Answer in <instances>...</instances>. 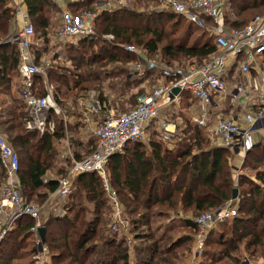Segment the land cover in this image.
Wrapping results in <instances>:
<instances>
[{
    "label": "trees",
    "instance_id": "16d2710c",
    "mask_svg": "<svg viewBox=\"0 0 264 264\" xmlns=\"http://www.w3.org/2000/svg\"><path fill=\"white\" fill-rule=\"evenodd\" d=\"M222 1L234 16V19L225 18V24L230 28L241 29L256 15L264 13V0ZM94 2L87 0L76 5L75 12L92 9ZM24 4L38 38L48 43L54 29L52 18L57 11L56 5L51 0H24ZM157 5L161 6V0H131L129 8L104 10L98 16L95 35L83 38L68 55L73 68L68 71L72 77L60 74L56 100L61 107L69 95L77 98L94 93L105 116L111 108L107 92L121 100L126 98L132 109L136 107L142 90L128 95L132 86L138 83L127 76L129 65L138 59L122 45L144 48L150 58L156 57L168 66H186L192 62L201 65L217 52L212 38H197L189 45L190 32L172 39L163 31L154 30L149 24L152 19L164 22L183 18L171 11H149ZM15 14L9 0H0V42L9 36ZM206 20L212 26V20ZM107 35L114 39L105 38ZM6 48L11 49L9 54L2 52ZM18 65L16 45L5 43L0 46V89L10 88V74ZM54 68L48 72L50 77ZM261 68L264 70V55ZM12 106L11 115L7 109V115L0 111V131L19 154L22 198L41 207L58 189L59 180L67 176L71 165L58 167L57 164L59 160L63 162L58 145L66 138V133L70 134L77 161L94 152L96 140L94 145L82 142L71 127H65L55 115L53 134L30 132L26 128L24 102L14 99ZM180 117L183 123L176 125L179 139L174 149H169L161 139V131L153 121L147 130L149 147L142 142L130 143L123 154L111 156L107 163L108 181L117 195L122 221L127 225L134 245L128 244L129 239L123 231L110 229L113 210L100 176L95 172L81 173L73 178L65 215L49 214L42 224L46 229L45 245L51 264H177L192 251L198 230L189 216L197 217L222 208L233 199L235 189L240 196L238 214L218 235V229L210 231L204 244L203 264H242L246 255L264 260V170L257 172L256 181L247 174L235 179L232 152L212 145L208 133L195 125L190 117L185 114ZM77 149L86 152L83 154ZM263 162L262 146H255L246 153V167L257 168ZM5 177L0 155V186ZM180 213L183 214L180 223L159 235L155 228L159 222L173 220V216ZM34 225L35 221L26 215L15 221L13 229L0 244V264H13L23 257L32 258L31 263L36 264L33 256L37 246L31 231ZM182 229L187 232L179 233ZM214 236L218 237L215 239ZM212 242L214 249L209 250L207 246ZM15 253H19L18 257Z\"/></svg>",
    "mask_w": 264,
    "mask_h": 264
},
{
    "label": "built area",
    "instance_id": "2783aa9c",
    "mask_svg": "<svg viewBox=\"0 0 264 264\" xmlns=\"http://www.w3.org/2000/svg\"><path fill=\"white\" fill-rule=\"evenodd\" d=\"M18 1L20 0H11L14 6ZM51 1L62 3L59 5L62 13L57 36L67 43L70 40H81L94 36L96 20L103 10L129 8L131 4V0H108L104 3V9L97 6L95 10L84 9L74 14L66 5L68 0ZM70 1L82 3L85 0ZM161 9L174 12L193 24L203 25L204 19L212 20L211 30L215 38L217 52L201 65L191 63L186 66H168L155 58H150L144 48L135 45H122L121 47L126 52L138 57V61L132 66L136 71H140L144 67L148 70H158L160 76L168 83L141 96L134 109L119 115L110 113L103 116L93 130L96 148L90 156L82 161H77L67 148L68 156L66 157L71 159L67 176L59 180L58 189L49 195L41 207L27 203L22 198L19 154L7 136L0 132L1 167L6 173L0 186V244L13 229L15 221L19 217L30 216L35 221L31 231L34 233L37 246L33 260L36 264H50L49 249L42 243L39 235V229L46 220V217L44 220L42 218V211L49 206L48 204L54 196L66 199L71 194L73 178L81 173L95 172L102 179L114 207L112 220L114 222L113 230L116 231L122 224V215L116 193L110 187L106 173L110 157L124 152L130 143L144 141L147 138V130L151 122L162 120V114L159 111L160 103L176 101L182 92L190 93L200 102L202 114L200 118L194 119V123L201 128L208 129L209 106L212 105L213 98L217 95L227 96V83L224 79L227 65L238 60L240 72L246 75L258 68V57L262 58L264 55V14L255 16L245 27L237 29L228 28L225 25L222 17V0H161ZM22 22V28L15 33L14 37L19 45L21 59L19 72L23 77L24 84L21 95L27 105L26 128L30 132H38L41 135L53 134L56 123L51 110L56 109V104L52 91L50 90L45 96H38V89L34 81L36 75L43 73V68L37 66L30 55L36 30L26 17H23ZM105 38L114 39L112 35H107ZM250 88L257 96L254 105L263 106L264 76L259 78V82L254 81ZM175 90H179V93L175 94ZM245 92L244 87H237L234 91V99H238L240 94L245 95ZM251 108L248 107L249 112L245 115L248 125L246 129H243L233 118L219 119L212 127L210 126L212 139L217 146L232 152L238 150L243 153H247L253 148L251 135L256 131L257 123L264 120V113L262 110L253 112ZM56 114H58L57 109ZM233 203L232 200L225 207L201 214L194 219L198 226L194 237L195 254L199 256L203 254L208 234L216 224L231 221L237 216L238 210ZM57 212L60 214L58 210ZM124 231L130 242L131 237L128 235L127 229L124 228ZM247 264H264V261L248 259Z\"/></svg>",
    "mask_w": 264,
    "mask_h": 264
},
{
    "label": "crops",
    "instance_id": "0c3cea01",
    "mask_svg": "<svg viewBox=\"0 0 264 264\" xmlns=\"http://www.w3.org/2000/svg\"><path fill=\"white\" fill-rule=\"evenodd\" d=\"M86 1L87 0H85L84 2H86ZM107 1L108 0H95V2L93 4V8L87 9V10H95L97 8V6L104 9V3ZM185 1H187V0H185ZM84 2H82V3H84ZM82 3H76L74 1L71 2L70 0H68L66 5L68 6V9L75 14V13H77V11L75 12L76 5L82 4ZM15 4H16V6H14V4L11 2V0H9V6L15 8L16 14H15V18L11 24L9 36L7 37L6 40L1 41L0 43L2 45H4L5 43H7V44L13 43L16 45L18 52H19V45H18V42L15 40L14 35H15V33L18 32V30L20 28H22L23 17H26L30 23H32V22L30 21V19L28 17L27 8L24 4V0H20ZM53 4L56 5L57 11L53 15V18H52V23H53L54 29L48 38V43H46V42H44V40L38 38V34H35V36L33 37L34 44L32 45L31 50H30V55L33 58L32 60H34V63L37 66L43 68V73L41 75H36L34 77L35 85H36V88L38 89V96H45L51 90L53 98H54V102L56 104V109L58 110V114H56V109H52L51 110V113L53 112L52 115L57 116L62 122H64L65 127L70 126L71 129L73 130V133H76V135L79 137L80 140H83V137L86 133L92 134L93 138H95L93 130H94L95 126L97 125V123H99L104 116V113H102V111H101L97 96L94 95V93H88L84 97H77V98L73 97V95L72 96L69 95L68 97L64 98L66 103L61 107L56 100V89L53 87V85H48V84L44 83L48 78H50L48 72L50 69L54 68L53 63L56 64L57 61L63 60L65 58V56H68L70 54V51L72 49L78 47L79 42L82 40V39L81 40H70L69 43H67L66 41H62L58 38L57 31H58L59 25L61 23V13H62L61 9L59 8V5L62 3L53 2ZM226 7L227 6L225 5V2L222 1V13H223V9H226ZM161 10H163V9H161ZM222 17H223V14H222ZM223 20H224V23H226L224 18H223ZM194 25L198 28H206V29L208 28L207 29L208 37L212 38L213 43L215 44V38H214L212 30H211L212 26H210L209 23H207L206 19H204V22H203L204 26L198 25V24H194ZM228 28H230V27H228ZM35 30H36V28H35ZM94 30H95V26H94ZM51 37H52V42L55 45H54V47H52L50 49L49 41H50ZM10 38H12V40L8 41ZM2 52L9 54L11 52V49L6 48ZM48 52L53 53L51 57L47 56ZM153 58H155L159 62L163 63L160 59H158L156 57H153ZM137 59H138V57H137ZM260 59H261V61L257 60L258 68L256 70H252V72L248 75L242 74L240 72V70H239L240 64H239L238 60L230 62L227 65L226 74L224 76V79L227 83V89H226V95L227 96L223 97V95H220V96L217 95L213 98L212 105L209 106V118H208L209 128L208 129L202 128L205 130V132L208 133V135H209L214 146H217V145L212 139V136L210 133V130H211L210 126L212 127L219 119L233 118L237 121V123L243 129H246L248 127V125L245 121V115L248 114V112H249L248 107H252L251 109L253 112L262 110L264 113V105L261 107L254 105L257 96H256V93L254 92V90L252 88H250V85L254 81L259 82V78L262 75L264 76V70L261 68L262 58H260ZM20 63H21V59L19 56L18 68L10 74V88L6 89V90L0 89V111L3 110L5 115H7L6 109H7V113L9 111L8 115H11V111H12V107H13L12 105H13L14 99H19V100L21 99L24 102V104L26 105V102L24 101V99L21 95L23 88H24V84H23V77L21 76V74L19 72ZM69 63H71L70 60H69ZM192 63H196V62H192ZM163 64H165V63H163ZM189 64H191V63H189ZM196 64L199 65L198 63H196ZM47 65H48V67H47ZM133 65H134V63L129 65L130 74L127 76L128 79L137 80L138 85H133L132 89L130 90V91H134L133 93H135V94L138 93V92H135V90L138 87H145V89H146L145 95H146V94H149L150 92H152L154 88L166 85L168 83V81L166 79H163L160 76V72L158 70H148L146 67H144L140 71H136L132 67ZM148 73L150 76H155L157 81L160 83V85L155 86V87L146 86V84L148 82L151 83V81L149 80L150 76H146V74H148ZM41 83L43 84V86L40 85ZM240 86L244 87V89L246 91L245 95L240 94V95H238V99H234V97H233L234 91L237 87H240ZM106 95H108L110 99L115 97L114 95H112V93L110 94L109 92H107ZM130 95H131V92H130ZM145 95H142V96H145ZM61 98H62V96H61ZM139 98H137V105H138V99ZM114 100H117V99L116 98L112 99V101H114ZM125 100H126V98L120 102L121 103V104H119L120 108H122L121 105L124 104V105H127L128 107H130L127 111L132 110V105H129V103L127 104V102ZM110 103H111V100H110ZM26 110H27V105H26ZM159 111L162 114V120H154V122H155V124H157L158 128L161 131V139L167 144V146L171 150L175 148L176 141L179 139V137L176 133V125L171 124L172 117L174 115H176L177 116L176 122H182V119L180 116L185 114L188 117H190L191 121L194 123V119L200 118V116L202 114L200 102L196 98L192 97L191 94L188 92L180 93L179 98L176 101L160 103ZM124 112H126V111H124ZM108 113L109 114L114 113V114L119 115L123 112H121L118 109L111 107ZM1 116H2V114H1ZM55 116H54V118H55ZM195 125H197V124H195ZM199 128H201V127H199ZM0 132L3 133L2 131H0ZM251 136H252L251 138H252V142H253V149L255 148V146H259V145L262 146V148H264V120L257 123L256 131L254 133H252ZM149 140H150V136L147 133V138L141 142L149 147ZM62 142H64L63 143V145H64L63 150H66L68 148L71 151V153L73 154L71 144L68 145V143H69L68 139L67 138L63 139ZM125 150H124V152H125ZM124 152H122L120 154H123ZM232 154H233V158L235 161L234 164L232 165V168L234 171V178L238 179L240 175L246 174L245 170L247 169V171L253 172V174H250V175L247 174V175L252 180L254 179V181H256L257 172L264 170V162L260 166H258L257 168H252V167H248V166L246 167L245 166L246 153L235 150L234 152H232ZM235 185L237 186V180H236ZM110 187H111V185H110ZM112 190H113V188H112ZM239 197L240 196H237L236 199H232L234 201L233 205L239 199ZM67 199L68 198L62 199L59 196H56V197L54 196L53 199L51 200V202L48 204L49 206L52 207V209L55 212L57 210L60 212L58 217H62L65 215L66 209H67ZM226 205H224L223 207H225ZM234 206L237 207L236 205H234ZM237 210H238V207H237ZM55 216H57V215H55ZM45 217H46V215L44 217L42 216L43 220ZM47 218H48V216L46 217V219ZM192 249L194 251V242L192 244ZM189 261H192V264H198L201 260L195 259L193 256V258Z\"/></svg>",
    "mask_w": 264,
    "mask_h": 264
},
{
    "label": "rangeland",
    "instance_id": "374dc122",
    "mask_svg": "<svg viewBox=\"0 0 264 264\" xmlns=\"http://www.w3.org/2000/svg\"><path fill=\"white\" fill-rule=\"evenodd\" d=\"M150 10L149 11H153V10H161V6H159V5H157V6H152V7H150L149 8ZM165 11H168V10H165ZM231 11L232 10H230V7L228 6V7H226V9H223V18L225 19H234V16L232 15V13H231ZM261 14H264V13H260V14H258V15H261ZM257 16V15H256ZM150 26L155 30V29H157V31H163L165 34H167L169 37H171L172 39H179V38H181V37H183V36H185L184 34L186 33V32H190L192 35L191 36H189L188 37V39L187 40H189V45H191L197 38H202V37H204V39L203 40H205L206 38H208V31H207V29L206 28H198V27H196V26H194V25H191V24H189V22L185 19V18H178V17H175V18H173V20H171V21H164V22H158L156 19H152L151 21H150ZM145 25V23H143V25L142 26H144ZM54 43L52 42V37H51V39H50V41H49V46H50V49L52 48V47H54ZM54 50V49H53ZM52 52H48L47 53V56L48 57H51L52 56ZM157 54L159 55V57H161L162 58V54H161V51H158L157 52ZM190 61V60H189ZM258 61H261V59H260V57H258ZM183 62H185V60H183L182 61V63ZM188 62V61H187ZM177 65V64H176ZM53 66L55 67L54 69V71H53V73H52V77H50V78H48L44 83L45 84H48V85H53V87L55 88V89H57L59 86H60V82H59V78H62L61 77V75L60 74H63V76L64 77H67V78H71L72 77V75H70L69 73H70V71H68V70H73V68H71L72 67V63H69V56H65V58L63 59V60H61V61H57L56 62V64H54L53 63ZM150 76V75H149ZM149 80L151 81V83L150 82H148L147 84H146V86H150V87H155V86H158V85H160V83L157 81V79H156V77L155 76H150V78H149ZM41 86H43V84L41 83L40 84ZM155 89V88H154ZM153 89V90H154ZM138 90V91H137ZM139 90H142V93L141 94H139V96H138V98L140 97V96H142V95H145V87H138L136 90H135V92H139ZM130 92H131V94H135V93H133L134 91H129V94L128 95H130ZM114 98H116L117 100H114V101H112V99H114ZM112 99H110L111 100V103H110V107H113V108H115V109H118V110H120L121 112H124V111H127L130 107H128L127 105H124L122 108H120V106H119V104H121L120 102L122 101V100H120L119 98H117V97H113ZM174 117V118H173ZM172 117V120H171V124H175V125H180V124H182L183 122H176L177 120H176V118H177V116L176 115H174ZM177 130V129H176ZM87 132V131H86ZM67 134V136H66V138L68 139V141H69V143H68V145H70L71 144V142H70V134L69 133H66ZM65 138V139H66ZM84 140V141H83ZM83 140H82V142H85L87 145H94V138H93V136H92V134H90V133H86L85 135H84V137H83ZM63 143L64 142H62V143H59V145H58V149L60 150V158H61V160L63 161V162H61L60 160L57 162V164H58V167L60 166V167H66V164H69V163H71V159L69 158V157H66V156H68V153H67V150L68 149H66V150H63L64 149V145H63ZM211 144L213 145V143L211 142ZM76 149V148H75ZM77 150H80V152H83V154H85V152L86 151H82L81 149H77ZM234 158L231 156V163H232V165L234 164ZM71 166V165H70ZM69 166V167H70ZM246 166V165H245ZM250 167V166H249ZM106 172H107V169H106ZM245 172H246V174H253V172L252 171H247V169L245 170ZM253 181H254V179H253ZM238 195H239V192H238ZM107 196H108V194H107ZM117 196V195H116ZM109 198V197H108ZM240 199V198H239ZM239 199L235 202V204L234 205H236L237 207H238V205H239ZM109 201H110V204H111V206H112V210H114V207H113V205H112V201L109 199ZM46 213V214H45ZM113 213V212H112ZM51 215V214H53V215H55V214H57V215H59V213L56 211H54L53 209H52V207L51 206H49V207H47V208H45L43 211H42V216L44 217L45 215H46V217L48 216V215ZM174 217V219L173 220H171V219H167V220H165V219H163L162 221H160L159 222V225H157V227H155L156 229H157V231L159 230V235H161L162 234V232H166V231H168L169 229H171V228H174L175 226H177L180 222H179V220H180V218L181 217H183V214L182 213H180V215L179 216H173ZM192 220H194L195 218H196V216H189ZM231 222L232 221H226V222H224V223H219V225H217L216 224V226L214 227V229L213 230H216V229H218L217 231L218 232H216V235H218L220 232H222L223 231V229L225 228V227H227V226H230V224H231ZM113 225H114V222H113V220H111V222H110V229L113 231V232H117L119 229L121 230V231H123L124 233H125V231H124V228L125 229H127V231H128V227H127V225L122 221V224H120L119 226H118V229L115 231V230H113ZM225 226V227H224ZM183 232H187V229H182V230H180L179 231V233H183ZM128 235L131 237V235L129 234V232H128ZM158 234H157V236H159ZM126 237L128 238V236L126 235ZM218 236H214V238L216 239ZM133 243V241H132V237H131V240H130V242H128V244L129 245H131ZM13 245H14V243H13ZM133 245H134V243H133ZM214 245V243L212 242L210 245H208L207 247L209 248V250H212V249H214L213 246ZM133 247V246H132ZM10 250V249H9ZM195 251H193V249H192V251L191 252H189L188 254H186V258H184L183 260H181L179 263H177V264H192V261H189V260H191L192 258H193V256H194V258L195 259H198V260H201L198 264H203V262H204V258H203V255H201V256H199V255H197V254H195L194 253ZM15 255L18 257V255H19V253H15ZM31 259L32 258H30V257H23V258H17L14 262H13V264H32L31 263ZM249 259V260H252L253 258L252 257H250V256H248V255H246L245 256V259L243 260V262H242V264H247V260ZM258 260H261V261H264L263 259H258ZM49 262H50V259H49ZM51 264V263H50ZM221 264V263H220ZM231 264V263H230Z\"/></svg>",
    "mask_w": 264,
    "mask_h": 264
},
{
    "label": "water",
    "instance_id": "95a60500",
    "mask_svg": "<svg viewBox=\"0 0 264 264\" xmlns=\"http://www.w3.org/2000/svg\"><path fill=\"white\" fill-rule=\"evenodd\" d=\"M11 40H12V38H10L8 41H11ZM1 45H2V44H0V46H1ZM174 93H175V94H178V93H179V90H175ZM237 196H238V190L235 189V191H234V195H233V199H236ZM45 233H46V229H45L44 227H41V228L39 229V234H40V238H41V240H42V243H45Z\"/></svg>",
    "mask_w": 264,
    "mask_h": 264
}]
</instances>
